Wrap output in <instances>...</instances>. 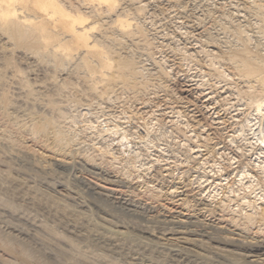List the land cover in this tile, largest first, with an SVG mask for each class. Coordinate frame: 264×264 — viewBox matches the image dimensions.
<instances>
[{
  "label": "rangeland",
  "instance_id": "1",
  "mask_svg": "<svg viewBox=\"0 0 264 264\" xmlns=\"http://www.w3.org/2000/svg\"><path fill=\"white\" fill-rule=\"evenodd\" d=\"M59 1L72 12L94 15L91 20H98L101 30L93 31L91 41L94 37L98 43L103 40L101 47L106 48L113 64L120 57L134 60L135 64L131 63L139 74L135 80H117L120 83L109 88L99 72L92 75L82 68V59L78 60L82 49L76 51L78 55L74 52L76 56L72 52L73 58L78 57L75 61L70 57L73 63L69 58L67 62L59 59L62 65L56 61L58 57L48 54L53 47L40 55L15 42L6 46L0 32V49L5 46L8 50H0V60H6L0 70L8 68L0 71V94L14 102L19 118H23L24 109L33 107L36 114L39 111L60 125L73 141L61 150L50 138L31 135L30 129L12 126L6 131L0 118L1 237L50 264H129L133 260L141 264H203L199 255L207 252L192 243L199 238L192 232L195 228L184 224L194 215L204 224H215L202 204L214 206L224 188L237 189L244 184L252 185V201L264 207V201L260 202L264 200V92L259 77L264 65L252 60L259 54L264 60V9L256 11L264 6V0H120L113 14L103 12L105 7L78 4L79 0ZM126 11L130 14L127 20H132L127 33L115 25L116 18L127 15ZM136 29L144 32L142 37ZM242 60L260 67V72L250 78L239 74L236 62ZM90 62L91 66L98 64ZM112 71L115 69L107 75L112 76ZM29 89L38 91L36 98ZM25 120L18 121L23 126ZM59 163H71L72 168L58 169ZM170 190L177 194L171 195ZM176 195L181 196L176 199ZM129 205L137 207L138 214L128 212ZM118 228L130 236L116 235ZM177 230L186 234L179 237ZM109 237L112 243L106 244Z\"/></svg>",
  "mask_w": 264,
  "mask_h": 264
},
{
  "label": "bare ground",
  "instance_id": "2",
  "mask_svg": "<svg viewBox=\"0 0 264 264\" xmlns=\"http://www.w3.org/2000/svg\"><path fill=\"white\" fill-rule=\"evenodd\" d=\"M77 2V0H75ZM119 1L120 0H79L78 4L80 2L84 3L83 5H90V6H95L97 5L98 7H105V10H103V12L107 10V13H115L116 10L119 9ZM133 1V0H132ZM135 1V0H134ZM138 1V0H136ZM169 1V0H168ZM253 2V1H252ZM255 2V1H254ZM67 3V2H66ZM70 3V2H69ZM73 3V2H72ZM136 3V2H135ZM179 3V2H178ZM147 4V3H146ZM82 5V4H81ZM143 5V4H142ZM230 5V4H229ZM247 5V4H246ZM257 6V3L255 4ZM68 6V5H67ZM67 6H65V4H63V2L61 3L59 0H0V32H2V37L3 39H1V42H3V45H8L9 41L11 43H18V45H22L21 47H23L22 49H28V50H32L34 53H42L47 51V47L50 48L53 47L52 50L48 49V54H52L56 57H58V59H56V61H60L59 59H61L62 61H68V58L71 60L74 58H78V60L82 59L80 62H82V68L85 66V69L90 70L91 74H95V73H100L101 75V80L102 82L107 83V87L112 88V86L114 85H118L120 82H124V81H129L130 79L135 80V75L139 74V72L137 73L136 68H134L135 66L133 64H135L134 60L132 62V60H127L125 58L120 59L118 61H114V64L112 63L113 61H111V57L109 56V53L106 51L105 47H101L103 46V44H101V42L103 41L102 39L100 40L101 42L98 43L99 41L95 40L96 37H94V41H91V37L93 36L92 34H94L95 29L96 31L99 30L98 26H100V24H98V20H97V24L95 22H93L92 20V15L85 14L82 11L79 10H74L75 12H72L71 10L67 9ZM71 6V5H70ZM141 6V4H140ZM214 6V4H213ZM255 6V7H256ZM99 7V8H101ZM136 7V6H135ZM259 8H257L256 11L260 12V10H262V8L264 9V6H258ZM72 8V7H71ZM70 8V9H71ZM77 8V7H76ZM141 8V7H140ZM143 8V7H142ZM141 8V9H142ZM173 8V7H172ZM194 8V7H193ZM249 8V7H248ZM75 9V8H74ZM78 9V8H77ZM80 9V8H79ZM97 7L94 8V11H96V14L99 13ZM104 9V8H103ZM133 9V8H131ZM166 9V8H165ZM208 9V8H207ZM206 9V10H207ZM260 9V10H259ZM81 10V9H80ZM90 10V9H89ZM100 10V9H99ZM124 10V9H123ZM130 10V9H129ZM145 10V8H144ZM137 11V10H136ZM230 11V10H229ZM255 11V12H256ZM93 12V11H92ZM100 12H102V10H100ZM119 12V11H117ZM121 12V11H120ZM124 11H122L121 13H123ZM127 12V11H126ZM253 12V11H252ZM119 13V15L121 14ZM128 13V12H127ZM141 13V12H140ZM164 13V12H163ZM191 13V12H190ZM90 14V13H89ZM95 14V12H94ZM95 14V15H96ZM100 14V13H99ZM205 14V13H204ZM251 14V13H250ZM262 14V13H261ZM105 15V14H104ZM129 13L127 15H120L118 16V18H116V23L115 25L119 27V29H123V31L125 33L129 32L128 30L131 31L130 26H131V21H128L127 18H129ZM163 15V14H162ZM203 15V14H202ZM264 15V14H263ZM262 15V16H263ZM92 16V17H91ZM108 16V15H107ZM115 16V15H114ZM127 16V18H126ZM139 16V15H138ZM228 16V15H227ZM249 16V15H248ZM252 16V15H251ZM99 17V15H98ZM102 17V16H101ZM106 17V16H105ZM133 17V16H132ZM141 17V16H140ZM192 17V16H191ZM95 18V16H94ZM126 18V19H125ZM199 18V17H198ZM222 18V17H221ZM92 19V20H91ZM97 19V18H96ZM100 19V18H99ZM158 19V18H156ZM257 19V18H256ZM264 19V18H263ZM136 20V19H135ZM187 20V19H186ZM105 21V20H104ZM113 21V20H112ZM142 21V20H141ZM154 21V20H153ZM167 21V20H166ZM204 21V20H203ZM241 21V20H240ZM128 22H130L131 24H129ZM144 22V21H143ZM146 22V21H145ZM251 22V21H250ZM262 22H264V20H262ZM217 23V22H216ZM112 24V23H111ZM244 24V23H243ZM250 24V23H249ZM264 24V23H262ZM98 25V26H97ZM109 25V24H107ZM113 25V24H112ZM111 25V26H112ZM136 25V24H135ZM191 25V24H190ZM236 25V24H235ZM102 26V25H101ZM141 26V25H140ZM246 26V25H245ZM258 26V25H257ZM98 27V28H97ZM137 27V25H136ZM262 27V25H261ZM260 27V28H261ZM112 28V27H111ZM129 28V29H128ZM143 28V27H142ZM206 28V27H205ZM247 28V27H246ZM264 27H262V32H264L263 30ZM117 29V28H116ZM126 29V31H125ZM128 29V30H127ZM140 29V28H138ZM167 29V28H166ZM242 29V28H240ZM101 30V28H100ZM99 30V31H100ZM118 30V29H117ZM137 30V29H136ZM134 30V31H136ZM245 30V29H244ZM94 31V32H93ZM122 31V30H121ZM138 31V30H137ZM229 31V30H228ZM231 31V30H230ZM236 31V30H235ZM93 32V33H92ZM105 32V31H104ZM139 32V31H138ZM189 32V31H188ZM225 32V31H224ZM255 32V31H254ZM261 32V31H260ZM101 33V32H100ZM99 33V35H100ZM144 32H139L138 34H141V37L143 35ZM185 33V32H184ZM122 34V33H121ZM133 34V33H132ZM137 34V33H136ZM137 34V35H138ZM209 34V33H208ZM212 34V33H211ZM229 34V33H228ZM263 34V33H262ZM261 34V35H262ZM92 35V36H91ZM108 35V34H107ZM113 35V34H112ZM111 35V36H112ZM123 35V34H122ZM127 36V35H126ZM134 35H132L131 37L133 38ZM140 36V35H139ZM170 36V35H169ZM191 36V35H190ZM243 36V35H242ZM264 36V34L262 35ZM108 37V36H107ZM145 37V36H144ZM173 37V36H172ZM183 37V36H182ZM246 37V36H245ZM249 37V36H248ZM93 38V37H92ZM103 38V37H102ZM136 38V37H135ZM147 38V37H146ZM193 38V37H192ZM99 39V38H97ZM129 39V38H128ZM131 39V38H130ZM134 39V38H133ZM145 39V38H144ZM188 40V39H187ZM13 41V42H12ZM105 41V40H104ZM131 41V40H130ZM147 41V40H146ZM212 41V40H211ZM215 41V40H214ZM232 41V40H231ZM237 41V40H236ZM235 41V42H236ZM242 41V39H241ZM249 41V40H248ZM107 42V41H106ZM111 42V41H110ZM116 42V41H115ZM114 42V43H115ZM129 42V41H128ZM142 42V41H141ZM153 42V41H152ZM182 42V41H181ZM202 42V41H201ZM14 43V44H15ZM146 43V42H145ZM144 43V44H145ZM2 44V43H1ZM10 44V43H9ZM12 44V47H14L15 45ZM151 44V43H150ZM167 44V43H166ZM220 44V43H219ZM247 44V43H246ZM6 45V46H7ZM122 45V44H120ZM164 45V44H163ZM227 45V44H226ZM245 45V44H244ZM39 46V48L37 47ZM149 46V44H148ZM183 46V45H182ZM258 46V45H257ZM3 48L4 51H6L4 49L5 46H1ZM9 47V46H8ZM16 47V46H15ZM18 47V46H17ZM19 47V48H21ZM140 47V46H139ZM138 47V48H139ZM156 47V46H155ZM242 47V46H241ZM248 47V46H247ZM246 45L245 48L247 49ZM262 47V46H261ZM11 49V46L9 47ZM18 48V49H19ZM40 48L44 49V51H40ZM54 48H57V50ZM103 48V49H102ZM122 48V47H121ZM234 48V47H233ZM244 48V50H245ZM263 48V47H262ZM0 49V50H1ZM79 49H82V53L78 55V53L76 51H78ZM105 49V51H104ZM183 49V48H182ZM236 49V48H234ZM241 49V48H240ZM21 50V49H20ZM24 50V51H25ZM243 50V51H244ZM3 51V53H4ZM8 51V50H7ZM12 51V50H11ZM14 51V50H13ZM23 51V50H22ZM80 51V50H79ZM135 51V50H134ZM138 51V50H137ZM187 51V50H186ZM231 51V50H230ZM241 51V53L243 52ZM31 52V51H30ZM72 52H76V55H78V57H74L73 58V54ZM125 52V51H124ZM142 52V51H141ZM174 52V51H173ZM207 52V51H206ZM244 52H247L246 50ZM243 52V54H244ZM249 52V50H248ZM29 53V52H28ZM27 53V54H28ZM33 53V54H34ZM40 53V55H41ZM46 53V52H45ZM45 53H43L45 55ZM145 53V52H144ZM183 53V52H181ZM240 53V51H239ZM240 53V54H241ZM25 54V53H24ZM31 54V53H30ZM48 54L47 57L48 58ZM148 54V53H147ZM180 54V53H179ZM198 54V53H197ZM214 54V53H213ZM246 54V53H245ZM253 54V53H252ZM263 54V53H262ZM261 54V55H262ZM6 55V54H5ZM11 55V54H10ZM14 55V54H13ZM26 55V54H25ZM43 55V56H44ZM74 53V56H76ZM81 55L83 57H81ZM175 55V54H174ZM188 55V54H187ZM191 55V53H190ZM260 55V54H259ZM259 55H257L259 57ZM7 56V55H6ZM29 56V55H28ZM196 56V55H195ZM216 56V55H215ZM256 56V55H255ZM264 56V55H263ZM50 57V56H49ZM71 57V58H70ZM81 57V58H80ZM134 57V56H133ZM150 57V56H149ZM208 57V56H206ZM255 57V59H252L255 64L262 66L264 65L262 62H264L263 59ZM262 57V56H261ZM3 58V57H2ZM51 58V57H50ZM49 58V59H50ZM235 58V57H234ZM263 58V57H262ZM1 59V58H0ZM12 59V58H11ZM8 60L9 61H11ZM25 59V58H24ZM118 59V58H117ZM125 59V60H124ZM192 59V58H191ZM220 59V58H217ZM241 59V58H240ZM261 59V60H260ZM6 61L5 58L2 59V61ZM42 60V59H41ZM53 60V58H52ZM76 59H74L75 61ZM92 61H97L98 64L91 66V62ZM193 60V59H192ZM0 60V64L2 62ZM55 61V62H56ZM62 61H60L62 63ZM69 61V63H71ZM143 61V60H142ZM163 61V60H162ZM6 63V66L9 67L10 63ZM44 62V61H43ZM50 62V61H49ZM118 62V63H117ZM133 64H132V63ZM184 62V61H183ZM210 62V61H209ZM14 63V62H13ZM52 64H54L53 62H50ZM73 63V61H72ZM116 63V65H115ZM155 63V62H154ZM198 63V62H197ZM5 64V62L3 63ZM12 64V62H11ZM57 64V63H56ZM55 64V66H56ZM75 64V63H74ZM78 64V63H77ZM137 64V63H136ZM158 64V63H157ZM236 64H238L236 67L239 68V74L240 72L245 74L246 76H249L248 78H250V76L257 74L258 72H260V67H256V66H251L248 65L246 63L245 60H242L240 62H236ZM2 65V64H1ZM63 65V63H62ZM71 65V64H70ZM80 65V63H79ZM200 65V64H199ZM215 65V64H213ZM29 66V65H28ZM59 66V65H57ZM56 66V67H57ZM74 66V65H73ZM78 66V65H77ZM76 66V67H77ZM138 66V65H137ZM218 66V65H217ZM54 67V66H53ZM143 67V66H142ZM215 67V66H214ZM2 68V67H1ZM5 69V67H3ZM11 68V66H10ZM14 68V67H13ZM65 68V66H64ZM217 68V67H215ZM0 70V71H4ZM8 69V68H7ZM5 69V70H7ZM49 69V68H48ZM81 69V68H80ZM115 72H113L112 76H108L109 74L106 72H110L111 70H114ZM138 69V68H137ZM214 69V68H213ZM16 71V68L14 69ZM77 70V69H76ZM10 71V70H9ZM23 71V69H22ZM140 71V70H139ZM231 71V70H230ZM5 72V71H4ZM3 72V73H4ZM21 72V71H20ZM19 72V73H20ZM64 72V71H63ZM88 72V71H87ZM165 72V71H164ZM221 72V71H220ZM84 73V72H83ZM16 74V73H14ZM108 74V75H107ZM20 75V74H19ZM85 75V74H84ZM15 77V75H13ZM22 76V75H21ZM87 76V75H86ZM139 76V75H138ZM166 76V75H165ZM243 76V75H242ZM259 76V75H258ZM6 77V76H5ZM13 77V78H14ZM91 77V76H90ZM109 77V78H108ZM223 77V76H222ZM260 79H262L261 83H260V87H262L261 91L264 92V71H262L260 73ZM93 78V77H91ZM242 78V77H241ZM252 78V77H251ZM3 79V78H2ZM18 79V77H17ZM34 79V78H33ZM246 79V78H245ZM9 80V79H8ZM16 80V79H15ZM98 80V79H97ZM100 80V79H99ZM117 80H120V82L117 83ZM5 81V80H3ZM2 81V82H3ZM26 81V80H25ZM94 81V80H93ZM29 81H27L28 83ZM97 82V81H95ZM101 82V84H102ZM135 82V81H133ZM11 83V82H10ZM17 83V82H16ZM21 83V82H20ZM24 84V82H22ZM94 83V82H93ZM99 83V81H98ZM255 83V82H254ZM0 84H1V80H0ZM37 84V83H35ZM97 84V83H94ZM123 84V83H121ZM259 84V83H258ZM3 85V84H2ZM12 85V84H11ZM10 85V86H11ZM21 85V84H20ZM31 85V83H30ZM38 85V84H37ZM4 86V85H3ZM23 86V85H21ZM29 86V85H28ZM33 86V85H31ZM35 86V85H34ZM42 86V84H41ZM99 86V85H98ZM104 86V84H103ZM113 86V87H114ZM149 86V85H148ZM95 87V86H94ZM106 87V86H105ZM141 87V85H140ZM146 87V86H145ZM152 87V86H151ZM204 87V86H203ZM256 87V85H255ZM258 87V86H257ZM18 88V87H17ZM25 86L23 87V90L28 91L27 89L29 88H25ZM33 88V87H32ZM52 88V87H51ZM1 89V88H0ZM7 89V88H6ZM31 89V88H30ZM29 92L32 94L33 96H35V91L37 90H30ZM91 89V88H90ZM97 89V88H96ZM134 89V88H133ZM139 89V88H138ZM151 89V88H150ZM164 89V88H163ZM257 89V88H256ZM2 90V89H1ZM17 90V89H16ZM94 90V89H93ZM9 91V90H7ZM12 91H14L12 89ZM11 91V92H12ZM25 91V92H26ZM43 91V90H42ZM109 92V90H108ZM166 92V91H165ZM38 93V91H37ZM41 93V92H40ZM141 93V92H140ZM8 94V93H7ZM27 94V93H26ZM30 94V95H31ZM103 94V93H102ZM260 94V93H259ZM11 95V94H10ZM28 95V94H27ZM29 95V98H30ZM26 96V95H25ZM116 96V95H115ZM135 96V95H134ZM157 96V95H156ZM170 96V95H169ZM10 97V96H9ZM41 97V96H40ZM45 97V96H43ZM14 98V97H13ZM27 98V99H29ZM32 98V97H31ZM36 98V96H35ZM19 99V98H18ZM24 99V98H23ZM26 99V97H25ZM24 99V100H25ZM45 99V98H44ZM43 99V100H44ZM20 100V99H19ZM36 100V99H35ZM40 100V99H39ZM48 100V99H47ZM172 100V99H171ZM37 101V100H36ZM49 101V100H48ZM47 101V102H48ZM27 102V101H26ZM29 102V101H28ZM42 102V101H41ZM44 102V101H43ZM21 103V102H20ZM30 103V102H29ZM33 103V101H32ZM25 104V103H24ZM39 104V102H38ZM45 104V103H44ZM49 104V103H48ZM46 104V106L48 105ZM151 104V103H150ZM26 105V104H25ZM24 105V106H25ZM35 105V104H34ZM52 105V104H51ZM31 106V105H30ZM41 106V105H40ZM44 106V105H43ZM50 106V105H49ZM149 106V105H148ZM165 106V105H164ZM16 106L14 105V102H12L7 96L6 94H0V118L2 119V121H5V125H7V130H9L8 127L12 128V126L15 127L16 126H20L21 128H24L28 131V129H30V133L31 135H37L41 137H45V138H50V140H52V143L54 145V147H57L59 149H65L67 147H70L73 143L71 138H68L65 134L64 131L61 129L60 125H57V123L52 120H49V118L43 116L42 114H36L34 112V110H31L30 108L28 109H24V107H19L20 109H24L22 112L23 118H26V123L25 125L20 123L21 121H18L19 119H23V118H19L20 115H18L16 113V111H18V109L15 108ZM18 107V106H17ZM28 107V105H27ZM26 108V107H25ZM49 108V107H48ZM135 108V107H134ZM138 108V107H137ZM124 110V109H123ZM59 111V110H58ZM42 112V111H41ZM20 113V112H19ZM152 113V112H151ZM167 113V112H166ZM258 113V112H257ZM58 114V113H57ZM155 114V113H153ZM45 115V113H44ZM61 115V114H60ZM144 115V114H143ZM152 115V114H151ZM170 115V114H169ZM62 116V115H61ZM123 116V115H122ZM130 117V116H129ZM158 118V117H157ZM127 121V120H126ZM155 122V121H154ZM104 123V122H103ZM112 124V123H111ZM117 126V125H116ZM4 127V128H5ZM124 127V126H123ZM1 129V128H0ZM106 129V128H105ZM118 129V128H117ZM2 130V129H1ZM4 130V129H3ZM19 130V129H18ZM17 130V131H18ZM11 131V129H10ZM20 131V130H19ZM23 131V130H22ZM94 131V130H93ZM1 132V131H0ZM21 132V131H20ZM7 134L4 131L2 132V134ZM11 133V132H10ZM121 133V132H120ZM9 134V133H8ZM125 134V133H124ZM102 135V134H101ZM241 135V134H240ZM3 136V135H2ZM8 136V135H6ZM5 136V137H6ZM12 136V135H11ZM11 136L9 137L11 139ZM5 138H3L4 140ZM7 139L6 140H10ZM2 140V137H1ZM0 140V141H1ZM12 140V139H11ZM10 140V141H11ZM48 141V140H47ZM135 141V140H133ZM5 142V141H4ZM3 142V143H4ZM17 142V141H16ZM76 142V141H75ZM2 143V144H3ZM7 143V141H6ZM14 145V142H11ZM9 142V144H11ZM72 143V144H71ZM16 144V143H15ZM17 145V144H16ZM200 145V144H199ZM2 146V145H1ZM0 146V147H1ZM4 146V145H3ZM11 146V145H10ZM81 146V145H80ZM86 146V145H85ZM104 146V145H103ZM8 147V145L6 146ZM5 147V148H6ZM13 147V146H11ZM14 148V147H13ZM11 148V149H13ZM78 148V147H77ZM82 148V147H81ZM97 148V147H96ZM10 149V150H11ZM17 149V148H16ZM19 149V148H18ZM17 149V150H18ZM116 149V148H115ZM2 150V147H1ZM15 150V149H14ZM79 150V149H78ZM92 151V150H91ZM98 151V150H97ZM114 151V150H113ZM12 152V151H11ZM79 152V151H78ZM83 152V151H82ZM116 152V151H115ZM125 152V151H124ZM13 153V152H12ZM84 153V152H83ZM220 153V152H219ZM16 154L18 155V151H16ZM20 154V153H19ZM22 154V153H21ZM20 154V155H21ZM26 154V153H24ZM15 155V153H14ZM13 155V156H14ZM19 155V156H20ZM12 156V157H13ZM22 156V155H21ZM75 156V155H74ZM98 156V155H97ZM260 156V155H259ZM81 157V156H80ZM84 157V156H83ZM101 157V156H100ZM15 158V157H14ZM13 158V159H14ZM83 159V158H82ZM88 159V158H87ZM90 159V158H89ZM96 159V158H95ZM15 160V159H14ZM93 160V159H92ZM101 160V159H100ZM116 160V159H115ZM16 162V161H15ZM21 162V161H20ZM91 162V161H90ZM264 163V162H263ZM15 164V163H14ZM84 164V163H83ZM88 164V163H87ZM91 163H89L90 165ZM93 164V163H92ZM114 164V163H113ZM160 164V163H159ZM85 165V164H84ZM96 165V164H95ZM255 165V164H254ZM264 165V164H263ZM80 166V165H79ZM133 166V165H132ZM58 169H71L72 168V164L71 163H59L57 164ZM261 167V166H260ZM263 168V167H262ZM118 169V168H117ZM138 169V168H137ZM260 169V168H259ZM10 170V169H9ZM96 168H94L93 171H95ZM141 170V169H140ZM195 170V169H194ZM5 171V170H4ZM7 171V170H6ZM105 171V170H104ZM264 171V170H263ZM97 172V171H95ZM99 174L101 177L103 178H108L110 177L108 174H103L100 173L101 170L99 171ZM97 172V173H98ZM2 173V172H1ZM55 173V171L53 172ZM94 173V172H92ZM183 174V173H182ZM188 174V173H187ZM208 174V173H207ZM5 175V174H4ZM169 175V174H168ZM252 175V174H251ZM243 176V175H242ZM172 177V176H171ZM253 177V176H252ZM242 178V177H241ZM109 179V178H108ZM228 179V178H227ZM254 179V178H253ZM197 180V179H196ZM77 181V180H76ZM256 181V180H255ZM254 181V182H255ZM206 182V181H205ZM1 183V181H0ZM120 183V182H119ZM2 184V183H1ZM0 184V185H1ZM242 184V182H241ZM228 186V185H227ZM90 187V186H89ZM221 187V186H220ZM89 189V188H88ZM175 189V188H174ZM173 189V190H174ZM212 189V188H211ZM223 189V188H222ZM234 188V186H230V187H226L223 189V196L222 198L218 201V203H216L217 201H214L216 203V205L213 206V204L208 205V204H202L205 213H208L210 217L214 218L215 221L213 223H203L202 220H199V217L197 215L191 216L189 217L184 224L188 225V227L193 226L195 228V230H193V234L195 237H199L198 240H193L192 243L197 244V246L199 245L200 248L204 249L203 252H207V254L205 253H201L202 255H199V259L200 261L203 262V264H264V207H261L259 205H257V202L252 201V185L249 187L245 186L244 184L242 185L241 188ZM93 190V189H92ZM111 191V190H110ZM160 191V190H159ZM187 191V190H186ZM191 192V191H190ZM240 192V195L243 197H240V195H236L235 193ZM84 193V192H83ZM103 193V192H102ZM168 193V192H167ZM171 195L177 194L176 191H171L170 190ZM169 193V194H170ZM99 194H101L99 192ZM98 194V195H99ZM202 194V193H201ZM209 194V193H208ZM231 194L233 196H231ZM238 194V193H237ZM254 194V193H253ZM189 195V194H188ZM181 195H176V199L178 197H180ZM186 196V195H185ZM220 196V195H219ZM257 196V195H256ZM102 197V196H101ZM238 197V201L235 200L234 198ZM104 198V197H103ZM175 198V197H174ZM194 198V197H193ZM261 199V198H259ZM119 200V199H118ZM180 200H184V199H179L178 202ZM215 200V199H214ZM56 201V200H55ZM188 201V200H187ZM196 201V200H195ZM236 201V202H235ZM257 201V200H256ZM264 200H260V202H262ZM197 203V202H196ZM264 203V202H263ZM132 205V204H131ZM196 205V204H195ZM188 206V205H186ZM87 207V206H86ZM114 207V206H113ZM128 212L131 213H136L138 214V209L137 207L131 206L129 205V207H126ZM175 208V207H174ZM199 211V210H198ZM202 211V210H201ZM80 214V213H79ZM200 214V213H199ZM207 215V214H206ZM77 216V215H76ZM79 216V215H78ZM127 216V215H126ZM90 218V217H89ZM207 218V217H206ZM81 219V218H80ZM105 219V218H104ZM204 219V218H203ZM86 220V219H85ZM95 221V220H94ZM107 221V220H106ZM109 221V220H108ZM157 221V220H155ZM217 222V223H216ZM168 223V221H167ZM166 223V224H167ZM155 224V223H154ZM174 224V223H173ZM112 225V224H111ZM183 225V224H182ZM184 225V226H185ZM108 226V225H107ZM88 227V226H87ZM146 227V225H145ZM192 227V228H193ZM80 228V227H79ZM82 228V227H81ZM95 228V227H94ZM98 228V227H97ZM102 228V227H101ZM100 228V229H101ZM175 229V228H174ZM173 229V231H174ZM178 229V228H177ZM79 230V229H78ZM97 230V229H96ZM99 230V229H98ZM169 230V229H168ZM181 230V229H180ZM256 230V231H255ZM107 231V230H106ZM176 231V230H175ZM3 232V231H2ZM91 233V231H89ZM105 232V231H104ZM169 232V231H168ZM178 232V230H177ZM176 232V233H177ZM160 233V232H159ZM183 233H185L184 231H180L178 232L179 237L183 235ZM116 235L118 236H130L129 233L127 232V230H123V229H119L116 230L115 232ZM186 234V233H185ZM87 235V234H86ZM106 235V234H105ZM175 235V234H174ZM2 235H0V262H2L3 264H50L46 261H42L41 259H39V257L34 256L32 253H29L28 250H25L22 246L17 245L16 242L12 241L9 238H3L1 237ZM89 236V235H88ZM110 236V235H109ZM159 236V235H158ZM184 236V235H183ZM191 236V235H190ZM193 237V236H192ZM191 237V238H192ZM18 238V237H17ZM90 238V237H89ZM170 238V237H169ZM194 238V237H193ZM14 239V238H13ZM19 239V238H18ZM179 239V238H177ZM176 239V240H177ZM146 240V239H144ZM180 240V239H179ZM188 242V238H185V240L183 239V241ZM192 240V239H191ZM91 241V240H90ZM106 244L112 243V238H105ZM133 241V240H132ZM148 241V240H147ZM178 241V240H177ZM182 241V240H181ZM22 242V241H21ZM140 242V241H139ZM152 242V241H151ZM156 242V241H155ZM171 242V241H170ZM168 242V243H170ZM191 242V241H190ZM120 243V242H119ZM160 243V242H159ZM184 243V242H183ZM191 243V244H192ZM97 244V243H96ZM158 244V243H157ZM22 245V244H21ZM172 245V244H171ZM175 245V244H174ZM158 246V245H157ZM196 246V247H197ZM171 247V246H170ZM174 247L177 248V246L175 245ZM107 248V247H106ZM173 248V247H171ZM190 248V247H189ZM133 249V248H132ZM146 249V248H145ZM183 249V248H182ZM188 249V248H187ZM104 250V249H103ZM139 250V249H138ZM134 251V250H133ZM190 251V250H189ZM126 252V251H125ZM105 253V252H104ZM127 253V252H126ZM187 253V252H185ZM142 254V253H141ZM194 254V253H193ZM200 254V253H199ZM105 255V254H104ZM168 255V254H167ZM166 255V256H167ZM112 256V255H111ZM119 256V255H118ZM129 256V255H128ZM165 256V255H164ZM100 257V256H99ZM114 257V256H113ZM149 257V256H148ZM198 257V256H197ZM67 258V257H66ZM183 258V257H182ZM104 259V258H103ZM165 259V258H164ZM169 259V258H168ZM194 259V258H193ZM117 260V259H116ZM160 260V259H158ZM79 261V259H78ZM118 261V260H117ZM173 261V260H172ZM197 261V260H194ZM104 262V261H103ZM111 262V261H110ZM128 262V261H127ZM153 262V261H152ZM150 262V263H152ZM191 262V260H190ZM1 263V264H2ZM77 263V262H76ZM79 263V262H78ZM85 263V262H84ZM123 263V261H122ZM121 263V264H122ZM193 263V261H192ZM115 264V263H113ZM117 264V263H116ZM129 264H141L139 263V261H135L133 260V263H129ZM162 264V263H161ZM199 264V263H198ZM201 264V263H200Z\"/></svg>",
  "mask_w": 264,
  "mask_h": 264
}]
</instances>
